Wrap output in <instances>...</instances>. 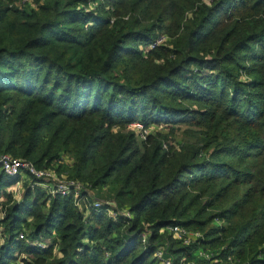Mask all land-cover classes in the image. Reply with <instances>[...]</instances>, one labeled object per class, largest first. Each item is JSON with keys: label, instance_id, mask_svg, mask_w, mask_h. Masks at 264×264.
<instances>
[{"label": "trees", "instance_id": "trees-1", "mask_svg": "<svg viewBox=\"0 0 264 264\" xmlns=\"http://www.w3.org/2000/svg\"><path fill=\"white\" fill-rule=\"evenodd\" d=\"M18 3L0 0V156L102 204L38 186L18 201L0 166V264H161L158 245L173 264H264V0ZM177 224L202 236L161 233Z\"/></svg>", "mask_w": 264, "mask_h": 264}, {"label": "built area", "instance_id": "built-area-1", "mask_svg": "<svg viewBox=\"0 0 264 264\" xmlns=\"http://www.w3.org/2000/svg\"><path fill=\"white\" fill-rule=\"evenodd\" d=\"M169 37L166 35H161L156 40L150 44V48H155L156 46L163 45L168 41ZM138 123L133 124L136 125ZM0 166L3 170L11 175V176H18L21 171H25L28 176L32 175L36 178L42 180L41 184L47 186L49 188L48 194L56 195L61 194L63 196L73 194L76 198V204L81 209H86L89 212L90 207L95 209H99L102 202L98 199L94 201H90L86 196L82 195L83 190L86 193L93 197L94 192L93 190L85 189L84 184L76 179H71L67 175H58L54 168H43L38 169L36 166L27 159H22L18 157H14L10 154H2L0 156ZM29 176V177H30ZM60 179H59V178ZM127 216L132 217L131 214L127 213ZM161 233L169 234L174 238L180 239L184 244H190L197 238L201 237V233L199 231L190 230L185 228L181 225H168L161 229ZM151 232L149 230L144 231L142 234L143 243L146 244L149 235ZM24 235L21 234V237ZM37 244L41 247H46L48 242L46 240H39ZM155 256L159 259L161 264H173L172 259L166 256V245H158ZM206 257H209L208 254H205ZM182 264H187L186 262H182Z\"/></svg>", "mask_w": 264, "mask_h": 264}, {"label": "rangeland", "instance_id": "rangeland-1", "mask_svg": "<svg viewBox=\"0 0 264 264\" xmlns=\"http://www.w3.org/2000/svg\"><path fill=\"white\" fill-rule=\"evenodd\" d=\"M24 1L25 0H19L18 5L20 7H22L21 4ZM29 2H31V0H29ZM169 41L170 40L168 39V42H166V43H169ZM136 123H138V124L133 126V124H135V123H133V124L130 125L129 128L130 129H134L136 131V133L141 136L140 137L141 139H144V137H146L150 133L156 134V132H158V131L159 132H164V133H169L170 132L169 127H167L165 125H162V124L161 125L154 124V125H150L149 127L146 128L143 123H141V122H136ZM183 127H185V126H183ZM176 135H177V137L175 139H173L172 141H176L178 143L182 142L184 140V138H185V136L183 134V128L180 129V130H177L176 131ZM53 170H55V169H53ZM17 175L20 176V180L17 183H15L14 185H11L10 187L7 188L8 191L13 193L14 199H16L18 201H21L22 198H23L24 193L27 191L29 186H31V187H33V186L34 187H36V186L40 187L41 189L44 190L46 196L48 195V198L53 196L51 194H48L49 188L47 186L41 184L42 182H38L37 183L38 185H36V184L32 185L31 184L32 180H31V178L28 176V174L25 171H21L20 174H17ZM65 175H67V174H65ZM99 194L103 198H104V195H106V194H107L106 197L110 196L109 190L107 188L105 190H103V191H100ZM3 218H4V213H3V211L0 210V219H3ZM24 231L28 232V226H24ZM194 231H196V230H194ZM24 235L26 236V234H24ZM56 237H57L56 234H54L53 239H55ZM20 238H22L21 235H20ZM4 239H5V237L4 238L2 237V239H0V243H3ZM175 239H177V238H175ZM44 240H46V242H48V245H49L51 243L52 238L50 240L49 239H44ZM178 240H180V239H178ZM29 241L32 242L31 240H29ZM201 255L205 256V254H203V253H201ZM17 257H18V262L17 263L22 264V259L23 258H27L28 255H26V254H24V255L17 254Z\"/></svg>", "mask_w": 264, "mask_h": 264}]
</instances>
